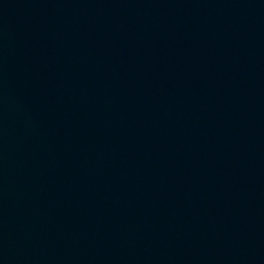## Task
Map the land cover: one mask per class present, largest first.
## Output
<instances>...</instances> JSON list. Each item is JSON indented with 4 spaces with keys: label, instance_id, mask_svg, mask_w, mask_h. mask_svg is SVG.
<instances>
[{
    "label": "water",
    "instance_id": "95a60500",
    "mask_svg": "<svg viewBox=\"0 0 264 264\" xmlns=\"http://www.w3.org/2000/svg\"><path fill=\"white\" fill-rule=\"evenodd\" d=\"M0 264H264V0H0Z\"/></svg>",
    "mask_w": 264,
    "mask_h": 264
}]
</instances>
